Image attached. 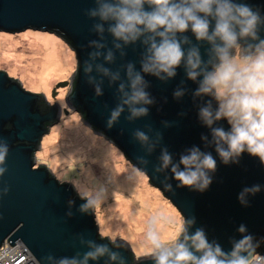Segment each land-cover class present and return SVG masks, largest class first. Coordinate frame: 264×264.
Returning <instances> with one entry per match:
<instances>
[{
  "label": "water",
  "instance_id": "obj_1",
  "mask_svg": "<svg viewBox=\"0 0 264 264\" xmlns=\"http://www.w3.org/2000/svg\"><path fill=\"white\" fill-rule=\"evenodd\" d=\"M244 2L254 9L259 8L264 16V0ZM91 7H94L93 0H0L1 33L15 35L36 31L55 35L68 45L77 59L74 80L56 85L52 93L54 98L56 89L70 86L63 111L58 104L50 105L44 95L25 91L19 81L0 71V148L7 146L2 165L7 171L0 176V191L5 187L8 189L6 195H0V248L5 242L12 246L21 242L38 264H46L48 256L70 257L87 251V246L79 242L82 237L118 252L123 264H154L150 255L136 259L124 241L111 242L101 237L95 224L94 207L81 212L80 206L86 200L73 186L58 182L43 165L35 168L41 141L51 128L59 124L62 113L64 117L79 115L88 129L121 151L134 168L144 169L149 184L160 191L183 220L195 217V226L203 227L209 240H217L226 251L230 249L229 238L239 239L236 229L240 224H245L255 238H264V165L256 158L245 153L238 164L223 165L217 157L213 182L203 193L178 188L168 170L153 171L160 162L161 148L167 147L178 160L179 155L193 145L203 150L200 136L208 134L197 119V105L204 98L193 101L191 96L196 85L185 81L189 93L180 100L172 96L173 90L185 79L182 67L177 69L174 79L165 83L151 76L145 77L151 85L148 91L155 98L147 117L129 121L126 117L130 113L126 108L113 127L106 126L109 111L117 103L115 86L110 88L108 79L93 70L91 75L104 81L103 95L96 97L94 86L86 82L83 74V63L89 52L95 50L88 43L98 39L91 32L96 21L88 19L85 14ZM185 35L195 43L190 33ZM261 35L264 36V30ZM106 40L111 47V37L106 35ZM206 48L207 45H201L202 54ZM126 53L121 59L117 52L115 63H105L103 58L96 63H104L105 67L116 70L122 63L131 61L139 69L140 45L129 46ZM220 124L227 129L226 122ZM136 129L149 135L148 144H141L133 137ZM157 133L163 137L159 143H156ZM154 143L155 148L149 152V146ZM206 150L215 156L213 149ZM138 157L149 163H140ZM165 176L169 180L165 181ZM165 183H171L172 188H166ZM253 184H260L262 191L249 197L248 207H242L237 200L238 193ZM258 251L264 255V240H261ZM88 264H108V257L89 260Z\"/></svg>",
  "mask_w": 264,
  "mask_h": 264
},
{
  "label": "clouds",
  "instance_id": "obj_2",
  "mask_svg": "<svg viewBox=\"0 0 264 264\" xmlns=\"http://www.w3.org/2000/svg\"><path fill=\"white\" fill-rule=\"evenodd\" d=\"M94 7L86 10L88 19L96 21L91 32L98 37L89 41L95 49L89 52L83 63L86 82L94 86L96 97L103 95V79L97 80L95 70L106 77L109 87L115 86L117 103L109 111L106 121L113 127L127 108L131 121L147 117L149 106L155 98L148 91L147 76L165 83L177 76L183 68L184 80L173 90L172 96L180 100L189 93L185 81L196 85L191 90L193 101L204 98L197 105V119L208 134H201L198 145L186 148L175 160L167 147L160 150L159 164L153 171L168 170L178 188H188L203 193L213 182L217 169V157L223 165L238 164L247 154L264 165V16L259 8H253L244 0H93ZM186 33H190L191 39ZM106 35L111 37L108 46ZM139 44L142 53L139 69L134 62L122 63L116 70L96 63H115L117 52L121 59L129 46ZM207 45L202 54L201 45ZM208 98V99H205ZM226 122L227 129L220 124ZM167 127L168 125L165 124ZM151 130V129H149ZM133 137L141 144H148L149 135L136 129ZM156 143L163 137L157 133ZM156 144H151V152ZM206 149H213L212 151ZM7 146L0 148V176L7 171L2 167ZM140 163L148 160L138 157ZM140 176L144 169L135 168ZM169 180L168 176L164 177ZM168 189L171 183H165ZM262 191L260 184L241 189L237 200L242 207L249 206V197ZM5 187L0 195H6ZM102 193L83 195L86 203L81 212H88L98 203ZM195 217L182 220L175 234L163 240L153 217L145 231L151 259L154 264H264V255L258 249L261 240L240 224L236 233L239 239L229 238V250L215 239L209 240L203 227H196ZM106 235V234H102ZM87 251L73 256L54 258L48 256L46 264H88L89 260L108 257V264H123L118 252L105 244L80 238Z\"/></svg>",
  "mask_w": 264,
  "mask_h": 264
},
{
  "label": "rangeland",
  "instance_id": "obj_3",
  "mask_svg": "<svg viewBox=\"0 0 264 264\" xmlns=\"http://www.w3.org/2000/svg\"><path fill=\"white\" fill-rule=\"evenodd\" d=\"M77 70L75 53L52 34L25 31L0 32V71L33 94L44 95L48 103L66 108L65 98ZM47 167L61 184L74 187L77 194L102 193L95 209L98 233L111 242L124 241L136 259L149 256L145 231L155 217L162 239H170L183 218L147 177L135 168L116 147L95 135L77 114L63 117L42 139L36 166ZM106 234V235H102Z\"/></svg>",
  "mask_w": 264,
  "mask_h": 264
},
{
  "label": "built area",
  "instance_id": "obj_4",
  "mask_svg": "<svg viewBox=\"0 0 264 264\" xmlns=\"http://www.w3.org/2000/svg\"><path fill=\"white\" fill-rule=\"evenodd\" d=\"M0 264H38V262L21 242L13 246L5 242L0 248Z\"/></svg>",
  "mask_w": 264,
  "mask_h": 264
},
{
  "label": "flooded vegetation",
  "instance_id": "obj_5",
  "mask_svg": "<svg viewBox=\"0 0 264 264\" xmlns=\"http://www.w3.org/2000/svg\"><path fill=\"white\" fill-rule=\"evenodd\" d=\"M74 80V79H73ZM72 80V81H73ZM57 90V89H56ZM56 93H58V91H56ZM54 104H56V103H54ZM54 104H50V105H54ZM60 108H61V110L63 111L64 109H65V107L63 108L62 106H60ZM64 117V115H63V113H62V116H61V119ZM61 119H60V121H61Z\"/></svg>",
  "mask_w": 264,
  "mask_h": 264
}]
</instances>
